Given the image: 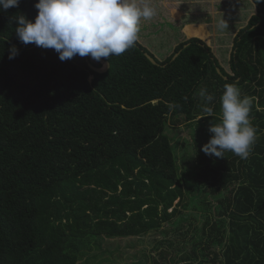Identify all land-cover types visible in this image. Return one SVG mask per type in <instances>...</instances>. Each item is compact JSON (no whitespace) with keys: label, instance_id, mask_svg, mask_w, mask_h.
<instances>
[{"label":"trees","instance_id":"trees-1","mask_svg":"<svg viewBox=\"0 0 264 264\" xmlns=\"http://www.w3.org/2000/svg\"><path fill=\"white\" fill-rule=\"evenodd\" d=\"M251 1L248 24L216 42L226 64L199 37L165 60L137 40L102 57L104 73L90 56L20 42L14 17L34 22L38 0L0 11V264L96 261L107 240L159 232L154 264H264V0ZM227 83L251 100L246 160L202 151ZM169 124L192 132L183 169Z\"/></svg>","mask_w":264,"mask_h":264},{"label":"clouds","instance_id":"clouds-1","mask_svg":"<svg viewBox=\"0 0 264 264\" xmlns=\"http://www.w3.org/2000/svg\"><path fill=\"white\" fill-rule=\"evenodd\" d=\"M259 2V0H257ZM20 0H0V11L18 7ZM34 22L25 15L14 17L16 35L20 42L34 43L43 49H54L61 61L76 55L90 56L96 61L119 56L133 48L138 40L141 21L151 20L157 14L152 0H38ZM19 49L12 45L9 59ZM199 96L205 101L203 111L212 117L207 106L214 100L206 88ZM220 118L211 123L209 141L202 151L209 156L224 157L231 151L240 159H247L257 139V129L250 119L251 100L242 96L234 83L224 85L220 96Z\"/></svg>","mask_w":264,"mask_h":264},{"label":"rangeland","instance_id":"rangeland-1","mask_svg":"<svg viewBox=\"0 0 264 264\" xmlns=\"http://www.w3.org/2000/svg\"><path fill=\"white\" fill-rule=\"evenodd\" d=\"M152 3L157 14L151 20L141 21L138 41L160 60L170 56L180 43L199 37L210 46L216 47L215 51L222 58L221 64H226L224 56H221L226 51H217L221 45L216 42L221 33L226 28L237 31L246 26L249 17L255 12L251 0H152ZM186 29L190 32L189 35L185 33ZM166 133L176 147L179 166L183 169L188 166L184 159L194 152L192 132L185 125L169 124ZM197 214L201 216L202 213L198 211ZM167 239L164 233L159 232L143 238L107 240L103 245L106 252L96 251L99 254L96 261L81 259L79 264H154L153 250L157 241Z\"/></svg>","mask_w":264,"mask_h":264},{"label":"water","instance_id":"water-1","mask_svg":"<svg viewBox=\"0 0 264 264\" xmlns=\"http://www.w3.org/2000/svg\"><path fill=\"white\" fill-rule=\"evenodd\" d=\"M149 58V60L152 62V63H155L154 59H152L150 56H147ZM101 64H103L105 67H103L102 69H96V68H93L96 72L98 73H104L106 72L109 68H110V64L103 61V60H100Z\"/></svg>","mask_w":264,"mask_h":264}]
</instances>
